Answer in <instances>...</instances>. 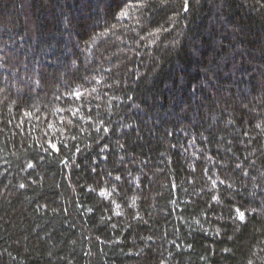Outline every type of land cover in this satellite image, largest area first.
Returning <instances> with one entry per match:
<instances>
[{"label": "trees", "instance_id": "obj_1", "mask_svg": "<svg viewBox=\"0 0 264 264\" xmlns=\"http://www.w3.org/2000/svg\"><path fill=\"white\" fill-rule=\"evenodd\" d=\"M0 264H264V0H0Z\"/></svg>", "mask_w": 264, "mask_h": 264}, {"label": "snow or ice", "instance_id": "obj_2", "mask_svg": "<svg viewBox=\"0 0 264 264\" xmlns=\"http://www.w3.org/2000/svg\"><path fill=\"white\" fill-rule=\"evenodd\" d=\"M240 218H241V219L244 218V213H240Z\"/></svg>", "mask_w": 264, "mask_h": 264}]
</instances>
